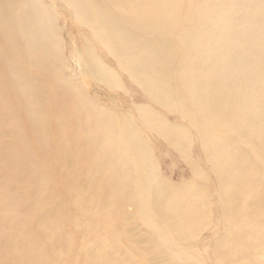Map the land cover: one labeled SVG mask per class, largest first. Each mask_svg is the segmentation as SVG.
I'll return each mask as SVG.
<instances>
[{"label": "rangeland", "instance_id": "rangeland-1", "mask_svg": "<svg viewBox=\"0 0 264 264\" xmlns=\"http://www.w3.org/2000/svg\"><path fill=\"white\" fill-rule=\"evenodd\" d=\"M38 1L43 3L42 0ZM43 1L55 6L58 15L54 20L58 32L57 43L54 45L55 52L52 53L55 61L49 65L50 73L57 72L58 82L53 86L45 73L37 71L32 75L36 82L31 87L33 92L31 95L35 97L33 100L36 101V108L44 111L43 118L49 139L40 150H37L34 142L38 134L24 123L25 118L20 112L21 109H18L11 100L17 127L11 129L12 134L11 131L6 133V128L4 132H0V194H5L0 197V264H31L34 260L38 264H90L88 259L92 251L88 254L86 251L95 246L107 249L104 253L100 252L98 257L99 263L105 264H229L210 258L215 244L217 246L221 226L234 231L241 228L236 221L228 223L224 215H239L243 206L255 205L249 202L250 200L257 203L256 206H261L253 214L254 217L264 215V198L258 195V188H263L264 184L251 181L249 187L255 194L250 197L251 199L233 198L237 202L232 203L229 211L224 199L218 194L220 191H217L216 196L207 190L205 182L209 181V177L203 170L204 152L197 154L192 137L194 129L202 124L209 129L213 125V128L218 126L222 128L228 122L227 116H233L230 112L237 114L238 117L245 116L246 112H243L240 104L234 103L233 109L226 108L225 118L220 123L218 121L215 123L214 119L217 115L220 117V113L223 112L212 114L209 118L193 114L190 106V112L194 116L186 117L182 114V107L187 103L181 95L182 84L175 79V74L186 59L189 40L168 35L163 31L162 23L150 24L142 32H136L141 38H160L168 45V55L157 71L159 76L162 74L165 76V92L160 94V91L155 90L150 97H145L138 84L140 79L130 88L122 80L115 63L108 64V70L114 73L113 84H109V81H105L106 76L101 72L99 74L102 76L97 75L90 68L92 64L81 50L82 41L71 21L73 17L65 10L67 8L64 4L60 1ZM201 1L194 0V4L197 5ZM227 1L230 2L231 10L226 15L227 23L237 28L239 32L246 27L248 19L260 9L263 10L262 25L264 24V2L261 4L257 0H220L218 6L224 7ZM247 1L251 2L250 6L246 5ZM186 28L187 26H182L180 30ZM152 43L155 44L153 41ZM248 51L250 48L243 50ZM228 55V51L216 53L214 64L222 67ZM96 56L98 61L102 62L98 55ZM240 62L243 63V60ZM27 65V62L20 61L17 66L23 70ZM259 66L253 64L250 67L256 71L257 78ZM14 69H17L16 65ZM139 75L140 73L136 76ZM219 76L216 70L210 72L206 86L211 91L219 88L221 84ZM235 82H238V78H235ZM246 86L250 88L246 84H241L238 90L224 89L222 93L242 95L249 90ZM52 90H56V93L59 91L58 97L61 96V99L52 97L55 95L52 94ZM8 92L12 95L15 91L8 89ZM177 94L180 96L177 97ZM160 98H164L166 106L159 102ZM216 98L222 111L223 105L217 96ZM142 104L147 106L146 109L150 112L161 117L171 130H176L173 136L181 144L179 155L174 148L162 142L158 133L141 127L140 138L144 143V156L148 164L139 169V172L150 177L149 186L153 191L160 183L166 184L168 190L172 191L171 194L176 193L172 200L178 207L175 215L164 216L157 207L158 202L154 201L156 199L154 197L157 196L150 200L148 206V209H151L150 215H158L157 226L154 227L158 230L168 229L166 239L157 237L152 243L163 250L160 252L161 259L159 257L157 260L153 255L159 251L154 247L151 250L152 245L145 241L152 237V226L149 224V217L141 211L139 199L135 197L133 169L122 160L126 158L122 149L114 142H104V136L90 129L88 134L91 140L83 141L89 145L83 148L87 149L78 152L80 162L70 173V170L63 171V167L68 154L72 151L66 148L68 146L57 149L53 145L56 139H62L63 134L68 138L66 135L68 131L57 132L55 127L57 120L62 118V113L68 120L70 112L78 119L93 117L100 121L103 128L110 129V119L117 124L121 119L134 121ZM73 108L74 111H71ZM57 110L60 112L59 117ZM55 134H58V138H55ZM209 138L211 137L206 135L205 139ZM220 139L226 141V137ZM188 140L186 149L185 143ZM3 144L11 145L15 151L18 150L20 154L18 159L13 155L15 151L12 153ZM244 150L246 148L243 145L234 149ZM181 153L185 156L180 157ZM248 159L255 162L258 157L249 156ZM191 160H194L201 169L200 173L187 169L189 166L187 162ZM193 173L199 176L203 173L204 180H192ZM261 174L264 172H255L256 177H264ZM152 175L155 178H152ZM216 181H219L218 178ZM219 184L229 186L228 183ZM134 186L136 187L137 183ZM205 190L209 205L200 196ZM212 208L216 210L217 215L211 223V228L215 232L200 233L197 235L196 243L192 245L190 241L194 235L188 226V212L204 211L205 215H213ZM43 232L47 233L46 236L55 237L54 248L60 254L59 260L44 263L46 255L48 256L52 249V243L50 238L43 236ZM17 235L21 240L20 248H14L12 244ZM60 241L62 245L58 243ZM146 256L149 257L145 258ZM122 258L128 261L123 263ZM258 263L259 260L251 261V264Z\"/></svg>", "mask_w": 264, "mask_h": 264}, {"label": "bare ground", "instance_id": "bare-ground-1", "mask_svg": "<svg viewBox=\"0 0 264 264\" xmlns=\"http://www.w3.org/2000/svg\"><path fill=\"white\" fill-rule=\"evenodd\" d=\"M57 1L62 2L68 9L65 10L73 17L71 21L82 41L81 50L92 64L90 68L97 75H101L99 74L101 72L106 76L105 81L113 84L114 73L108 70V64L115 63L122 80L130 88L140 79L138 84L145 97H150L155 90L160 91V94L166 90L165 76L164 74L159 76L157 71L168 55V45L160 38H141L136 31L142 32L150 24L162 23V29L168 35L181 40L188 39L186 59L175 74V79L182 84L181 95L187 103L182 107V114L186 117L194 116L193 114L209 117L223 112L220 113V117L217 115L214 119L215 123L217 121L220 123L225 118L226 108L233 109L234 103L240 104L243 112H246L242 117L230 112L233 116H227L228 122L222 128L219 126L213 128V125L209 129L204 124L197 128L193 126L195 133L192 138H194L197 154L204 152L203 170L209 177V181L205 182L206 188L216 196L217 191H220L221 193L218 194L224 199L229 211H231L232 203L237 202L233 198L247 199L255 194L249 187L251 181L255 180L259 184H264V177L255 176L256 171L264 172L262 9L248 19L246 27L239 32L237 28L227 23L226 15L231 12L229 1L222 8L218 6L220 0H202L197 5L194 4V0H52V2ZM42 2L44 4L38 0H0V132H4L6 128L8 133L12 128L17 127V120L11 108L12 100L17 108L21 109L20 112L25 118L24 123L38 134L34 142L37 150L48 142L49 132L44 123V111L36 108V101L33 100L35 97L31 95L33 94L31 87L36 82L32 75L39 71L48 76L47 79L53 86L58 82L57 72H49L50 63L55 61L52 53L55 52L54 45L57 43L58 32L55 29L54 20L58 15L55 6L43 0ZM257 2L263 4L264 0H257ZM246 5L250 6L251 2L247 1ZM182 26L187 28L180 30ZM249 48L250 51L243 52ZM223 51H228L229 55L222 67H218L213 60L216 53ZM95 54L102 62L98 61ZM240 60H243V63ZM20 61L28 64L23 70L18 67ZM253 64L260 65L257 72L258 78L255 77L256 71L250 68ZM14 65L17 69H14ZM213 70L219 72L221 84L219 88L211 91L206 86V80ZM138 73L140 75L136 76ZM235 78H238V82H235ZM241 84L250 87L246 86L249 90L244 92V95L222 93L224 89L238 90ZM8 89L15 92L11 95ZM58 92L52 90V94H55L52 97L61 99V96L58 97ZM216 96L223 105L222 111ZM160 99L159 102L166 106L164 98ZM141 106L134 121L121 119L117 124L106 116L110 119V129L103 128L96 118L78 119L74 113L70 112L68 120L62 113V118L57 120L55 127L57 132L68 131L66 133L68 138L63 134L62 139H56L53 145L57 149L68 146L66 148L72 151L68 154L63 167V171L70 170V173L80 162L81 157L78 152L87 149L83 148L89 145L84 144L83 141L91 140L88 134L90 129L104 136V142H114L122 149L126 155V158L122 160L133 169L136 180L132 178L135 197L139 199L141 211L149 217V224L152 226V237L145 241L152 245L151 250L154 247L159 251L153 255L157 260L159 257L161 259L160 252L163 250L152 243L157 237L166 239L168 229L158 230L154 227L157 226L158 215H150L151 209H148L150 200L153 196H157L154 197L156 198L154 201L158 202L157 207L164 216L175 215L178 207L172 200L176 193L171 194L172 191L168 190L166 184L160 183L153 191L149 186L150 177L139 172V169L148 164L144 156V143L140 138L141 127L158 133L162 142L174 148L179 155L181 144L173 136L176 130H171L161 117L146 109L147 106L144 104ZM190 106L193 114L190 112ZM235 110L239 111V109ZM71 111H74V108ZM57 116H60L58 110ZM206 135L211 138L205 139ZM220 137H226V141H222ZM55 138H58V134H55ZM187 143L189 140L185 143L186 149ZM3 145L12 153L15 151L11 145ZM239 145H243L246 150L234 151ZM13 155L17 159L20 156L18 150ZM182 156L185 155L181 153L180 157ZM249 156H256L258 159L250 162ZM259 156L262 158L260 159ZM187 164L189 165L187 169L200 173L201 169L194 160ZM197 173L192 174V180H204L203 173L201 176ZM152 178L155 176L152 175ZM216 178L219 181H216ZM135 183H137L136 187ZM219 183H228L229 186ZM4 195L0 194V197ZM258 195L264 198V187L258 188ZM200 196L209 205L206 190ZM249 202L255 205L243 206L239 215H224L228 223L236 221L241 228L234 231L228 227H220L217 246L215 244L210 254L211 259L217 262H229V264H251L252 260H259L258 264H264V215L254 217L253 214L261 206H256L257 203L251 200ZM212 210L213 215H205L204 211L188 212V226L194 235L190 241L192 245L196 243L197 235L200 233L215 232L211 228V223L217 215L216 210L213 208ZM46 234L43 232V236ZM46 237L50 238L52 249L48 256L46 255L44 263L59 260L60 254L54 248L55 237L52 235ZM58 243L62 245V241ZM12 244L14 248H20L21 240L18 235ZM105 251L107 249L99 246L87 250V254L91 252L88 262L105 264L99 263L98 259L99 253ZM121 261L126 263L128 260L122 258ZM31 264H38V262L34 260Z\"/></svg>", "mask_w": 264, "mask_h": 264}]
</instances>
